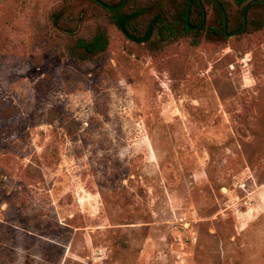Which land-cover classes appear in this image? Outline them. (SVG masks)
Masks as SVG:
<instances>
[{"label":"rangeland","instance_id":"1","mask_svg":"<svg viewBox=\"0 0 264 264\" xmlns=\"http://www.w3.org/2000/svg\"><path fill=\"white\" fill-rule=\"evenodd\" d=\"M0 264H264V27L151 49L0 0Z\"/></svg>","mask_w":264,"mask_h":264},{"label":"trees","instance_id":"2","mask_svg":"<svg viewBox=\"0 0 264 264\" xmlns=\"http://www.w3.org/2000/svg\"><path fill=\"white\" fill-rule=\"evenodd\" d=\"M79 1V0H77ZM251 0H192L189 25L186 18L190 0H89L102 11L108 22L115 26L127 39L144 43L151 49H159L162 43L174 38L189 36L193 44L202 40L224 41L229 34L242 29L248 31L264 27V3H254L247 10V20L244 21V9ZM122 8L109 9L108 7ZM73 4L65 2L52 14L55 25L70 37L75 28H69L68 19L77 21L85 19L88 11L73 18ZM203 7L205 8V14ZM224 11L227 14V33L224 29ZM80 12V11H79ZM205 15V21L204 20ZM67 17L66 28L61 22ZM197 28V29H196ZM110 44L109 32L105 25H99L87 37H74V44L65 46V54L76 61L91 62L102 57Z\"/></svg>","mask_w":264,"mask_h":264},{"label":"water","instance_id":"3","mask_svg":"<svg viewBox=\"0 0 264 264\" xmlns=\"http://www.w3.org/2000/svg\"><path fill=\"white\" fill-rule=\"evenodd\" d=\"M126 1H127V0H125V2H126ZM259 2H263V3H264V0H251L250 2H248V3L246 4L245 9H244V21H245V23H246V20H247L246 15H247V10H248V8H249L251 5H253L254 3H259ZM191 5H192V0H190V5H189V8H188V14H187V18H186V21H187L188 26H190V25H189V16H190V12H191ZM123 6H124V4H122V5L118 6V7H108V8H109V9H117V8H122ZM203 10H204V14H205V8H204V7H203ZM204 21H205V15H204V20H203V22H204ZM196 29H197V28H196ZM224 29H225L226 34H228V33H227V14H226L225 11H224ZM245 29H246V24H245V26H244L242 29L237 30L236 32H234V33H232V34H229V36H233V35H236V34L242 33V32L245 31Z\"/></svg>","mask_w":264,"mask_h":264}]
</instances>
